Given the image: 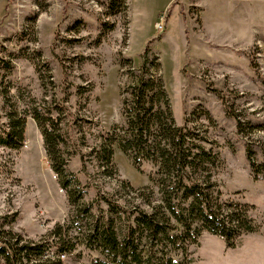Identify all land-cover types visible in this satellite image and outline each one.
Masks as SVG:
<instances>
[{"label":"rangeland","instance_id":"374dc122","mask_svg":"<svg viewBox=\"0 0 264 264\" xmlns=\"http://www.w3.org/2000/svg\"><path fill=\"white\" fill-rule=\"evenodd\" d=\"M147 44L175 125L199 133L215 157L204 174L214 195L244 209L252 228L233 247L203 230L176 264H264V0H0V133L11 113L25 120L20 147L0 144V244L54 235L74 244L62 264H95L100 254L84 241L97 216L120 237L128 222L108 201L126 210L162 203L154 167L134 166L117 141L109 163L97 152L124 123L122 100ZM34 116L53 119L42 127L63 136L67 188Z\"/></svg>","mask_w":264,"mask_h":264},{"label":"trees","instance_id":"16d2710c","mask_svg":"<svg viewBox=\"0 0 264 264\" xmlns=\"http://www.w3.org/2000/svg\"><path fill=\"white\" fill-rule=\"evenodd\" d=\"M149 53L147 44L146 57L135 76V83L127 88L128 97L122 100L124 123L116 126L108 139L103 138L97 152L101 153V160L109 163L112 155L110 143L117 141L134 166L141 168L143 163H148L154 167L150 178L160 188L162 203L149 206L147 210L137 206L126 210L119 203L108 201L110 211L126 216L128 222L120 237L109 220L100 221L103 215L97 216L98 221H94L95 225L84 241L89 250L100 254L94 258L95 264H176V253L185 255L188 246L197 242L203 230L224 238L227 247H233L240 233L252 229L246 224L244 209H239L240 213L235 209L230 211L214 195L213 184L204 174L208 173L209 166L215 165V157L199 143L202 140L199 133L187 126L175 125L162 78L154 75L158 63L155 62V69L151 70ZM153 60H156L155 56ZM35 118L41 127L48 124L45 122L54 127L50 117L43 119L42 123L39 117ZM24 121L16 114L8 115L7 129L0 133V144L20 147L24 140ZM237 125L241 130L239 119ZM117 129L120 135L115 133ZM43 136L51 168L62 187L67 188L70 181L63 179L66 160L58 147L63 136L46 127ZM247 157L250 159L249 153ZM261 164L264 170V153ZM251 169L255 172L254 163H251ZM70 178L68 180L80 188L78 180L74 176ZM78 191L83 195L81 188ZM90 209L89 206L85 208L86 211ZM54 238L53 235L50 241L34 243L3 237L0 264H62L60 256L70 253L74 244H65ZM143 241L148 242L149 250L144 249ZM54 253L56 257H53Z\"/></svg>","mask_w":264,"mask_h":264}]
</instances>
